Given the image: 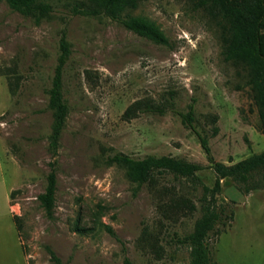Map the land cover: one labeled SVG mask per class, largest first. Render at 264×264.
<instances>
[{"label":"rangeland","instance_id":"374dc122","mask_svg":"<svg viewBox=\"0 0 264 264\" xmlns=\"http://www.w3.org/2000/svg\"><path fill=\"white\" fill-rule=\"evenodd\" d=\"M45 1L52 12L37 22L0 0V264H24L23 256L26 264H191L184 240L216 180L197 133L225 165L264 151L246 72L225 61L221 31L199 0H139L122 13L154 24L165 45L104 15L74 13L92 0ZM64 32L69 113L54 153L48 90ZM139 100L163 113L126 118ZM192 105L190 127L181 115ZM115 154L170 156L201 169L195 180L166 174L138 187L108 161ZM52 170L49 218L39 197ZM11 188L23 256L8 218ZM215 200L225 210L210 242L216 264H264V169L247 183L223 179Z\"/></svg>","mask_w":264,"mask_h":264},{"label":"trees","instance_id":"16d2710c","mask_svg":"<svg viewBox=\"0 0 264 264\" xmlns=\"http://www.w3.org/2000/svg\"><path fill=\"white\" fill-rule=\"evenodd\" d=\"M15 11L26 17H32L37 22L48 18L52 7L45 0H5ZM139 0H92L91 5L83 8L82 4H75L74 13L84 16L104 15L117 20L127 30L141 38L147 39L156 45H165L167 40L157 27L142 19L122 13L134 10ZM210 18L215 21L221 31V42L224 59L239 65L246 72V84L250 87L251 97L256 107L260 129L264 135V0H199ZM70 46L65 32L59 43V56L48 90V105L54 112V122L50 135V147L57 152L61 133L69 113L67 101L63 96L64 69L69 57ZM163 113L160 108H155L147 101L139 100L129 106L125 117L130 119L138 113ZM194 107L190 106L188 113L181 115L185 124L192 125L194 121ZM217 130H215L216 133ZM201 146L211 164L216 180L213 188L204 187L208 203L202 207V216L194 225L193 231L185 238L184 243L191 249V264H216L213 259V250L210 242L212 237L218 239L221 231L217 228L219 223L225 224L223 215L225 210H218L215 197L221 190V181L233 178L241 183H247L251 174L264 169V151L254 154L236 164L225 165L214 162L211 156L208 139L197 133ZM112 164L123 167L127 178L138 187L156 182L159 176L173 174L184 179H197L196 173L200 166L187 163L170 156H146L136 159L124 154H115L108 158ZM56 174L52 170L48 175V184L45 194L39 199L45 209L46 215L52 218L53 198L56 190ZM190 209L195 206L190 203ZM227 217V216H225ZM228 218H233L231 213ZM16 219V217L14 218ZM56 261L59 262L58 259ZM126 264H130L126 260Z\"/></svg>","mask_w":264,"mask_h":264},{"label":"crops","instance_id":"0c3cea01","mask_svg":"<svg viewBox=\"0 0 264 264\" xmlns=\"http://www.w3.org/2000/svg\"><path fill=\"white\" fill-rule=\"evenodd\" d=\"M12 189L13 188H11V189H9V191H7V212H8V218L12 222V226L15 228L16 235H17V242L20 246L21 254L23 256L22 249H21V243L19 242L18 232H17V228H16V223L14 220L15 216L13 214V205L11 204V191H12ZM23 260H24V264H26L24 256H23Z\"/></svg>","mask_w":264,"mask_h":264}]
</instances>
